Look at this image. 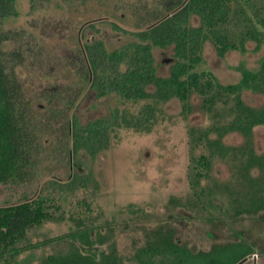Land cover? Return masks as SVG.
<instances>
[{
    "label": "rangeland",
    "instance_id": "374dc122",
    "mask_svg": "<svg viewBox=\"0 0 264 264\" xmlns=\"http://www.w3.org/2000/svg\"><path fill=\"white\" fill-rule=\"evenodd\" d=\"M130 3L133 0H34L33 7V0H17L18 15L0 18V31L20 34L21 42L12 39L6 50L26 56L22 63L13 65L44 144L33 176L0 186V208L50 194L55 204L53 218L30 229L18 246L44 239L52 243L12 260L7 254L0 264H60L67 257L74 258L72 264H76L75 255L86 257L83 264H110L114 259L118 264H141V258L148 264H207L208 253L218 250L215 255L219 258L226 247L242 239L257 251L244 264H264V126L256 128L249 138L227 134L224 145L230 151L225 155L213 153L205 138H200L209 128L232 120L227 110L234 106L233 97L226 103L219 99L214 110L207 112L203 96L195 93L187 118L180 101L164 104L150 132L121 129L110 148L96 158L80 153L74 159L66 151L67 138L57 131L56 120L51 121L47 97L61 102L69 97L70 90H80L78 46H84L86 40L97 37L110 43V49L134 40L137 30ZM232 6L226 30L235 43L240 44L249 30L264 35L260 25L264 0H240ZM191 23L197 26L199 19L194 17ZM246 48V52L237 49L220 58L208 41L200 69L213 72L224 85L238 83L239 66L257 72L264 64V42L258 49L250 40ZM154 57L157 74L168 76L172 63L165 60L174 58L173 47L154 49ZM243 97L252 107H264V93L247 91ZM145 104L124 102L114 94L98 98L86 86L70 116L86 124L108 117L115 108L138 113ZM190 129H194L193 134ZM211 137L217 140L218 134ZM59 139L64 143L59 144ZM202 155L210 158L211 168L208 176L194 184L193 156L198 160ZM89 173L98 182V189L91 185L72 194L53 193L52 181L65 186L69 175ZM80 221L90 228L91 246L77 232L72 235ZM157 232L174 233V241L184 252L142 254Z\"/></svg>",
    "mask_w": 264,
    "mask_h": 264
},
{
    "label": "trees",
    "instance_id": "16d2710c",
    "mask_svg": "<svg viewBox=\"0 0 264 264\" xmlns=\"http://www.w3.org/2000/svg\"><path fill=\"white\" fill-rule=\"evenodd\" d=\"M146 1L133 0V3H130L129 9L133 14L134 28L137 30L133 34L132 42L115 49H110L103 40L87 41L84 46L79 45L80 72L77 85L80 84V90H70L69 97L61 102L47 95V110L53 114L51 121L56 120L57 131L64 135V138L66 136L65 149L74 159L80 153L96 158L110 148L113 137H117V132L121 129L150 132L157 123L162 106L171 101H180L183 115L187 118L192 111L190 98L195 93L203 96V107L207 112H212L221 98L224 103L229 97L234 100V106L227 110V113L232 115V120L223 126L215 125L209 128L203 132L204 137L203 134L200 137L205 138L215 154L225 155L230 151V148L224 145V137L227 134L240 133L249 138L256 128L264 126V107H252L243 97L247 91L254 94L264 93V64L257 72L239 66L237 70L241 74V80L229 85L222 84L213 72L200 69L204 61L203 48L208 41L214 44L220 58L237 49L246 52V42L250 40L257 43L258 49L263 44L262 31L249 30L240 44H237L226 30L234 10L232 5L239 4L240 0H183L180 8L169 10L168 13L153 9L155 17H147V14L143 13L150 4H155L150 2L151 0ZM16 2L17 0H0V18L17 16ZM139 7H142V10H139ZM194 17L199 19L197 26L191 23ZM260 25L264 28V18L261 19ZM114 27L119 29L118 26ZM19 36V32L0 31V186L14 181H25L33 176L44 145L39 140L38 133L41 128L38 126V120L30 114L31 106L28 101L25 102L20 77L14 67L22 63L26 56L20 51L6 50L7 42L12 39L21 42ZM170 47L174 50L170 74L159 76L154 49ZM86 86L98 98L114 94L124 102L146 101V104L138 113L115 108L106 118H96L82 124L76 116L70 115ZM190 132L193 134L194 129H190ZM214 133L218 134L217 140L211 137ZM62 143L64 140L59 139V144ZM193 162H196L193 180L196 184L200 178L208 176L211 161L208 156L202 155L198 160L193 156ZM68 179L70 181L65 186L52 181L53 193L72 194L91 185L98 189V182L91 173L69 175ZM53 202L52 194L41 195L33 200L26 199L22 203L0 208V260L6 259L7 254L12 260L20 253L52 243V240L44 239L18 246L27 239L30 229L53 218ZM89 230L90 228H86L80 221L72 235L77 232L76 235L86 245L91 246V238L87 233ZM158 233L162 237L158 236L154 241H150L147 247L142 249V254L169 251L179 255L184 252L174 241L172 232L165 235ZM244 242L242 239L226 247L223 256L221 252L219 258L215 255L218 250L208 253L207 264H244L249 257L257 254L254 247H249ZM75 256L78 257L76 264L84 263L85 256ZM179 260L183 262L182 259ZM72 262L74 258L67 257L61 259L60 264ZM140 263L148 264L143 258ZM110 264L118 263L114 259Z\"/></svg>",
    "mask_w": 264,
    "mask_h": 264
},
{
    "label": "flooded vegetation",
    "instance_id": "af4514ba",
    "mask_svg": "<svg viewBox=\"0 0 264 264\" xmlns=\"http://www.w3.org/2000/svg\"><path fill=\"white\" fill-rule=\"evenodd\" d=\"M146 1V0H145ZM147 2V1H146ZM152 2H155V1H152ZM183 0H158L155 4H150V6H148L151 10L150 11H147V12H144V14H147V17H150L152 15H156V13L154 12L155 10L159 9L161 11H163V13H168L169 10H174V9H178L180 8L181 4H182ZM154 9V11H153ZM159 17V15H158ZM106 26H108L109 24L107 22H105ZM91 25H93V23L91 22ZM83 31V30H82ZM82 31L80 32V40H81V37H82ZM93 40H100L99 38L97 37H93ZM87 41H92V40H86ZM105 43L109 46L110 43L106 42ZM111 45V44H110ZM166 62H169V63H172L173 62V58H170V59H167L165 60ZM168 233H171V232H168ZM163 234V233H161ZM167 233H164L163 235H165ZM158 236H161L158 232L156 234H154V237L157 238ZM173 237H174V233H173Z\"/></svg>",
    "mask_w": 264,
    "mask_h": 264
},
{
    "label": "crops",
    "instance_id": "0c3cea01",
    "mask_svg": "<svg viewBox=\"0 0 264 264\" xmlns=\"http://www.w3.org/2000/svg\"><path fill=\"white\" fill-rule=\"evenodd\" d=\"M261 255H262V256H264V253H263V254H261ZM262 256H261V257H262ZM249 258H250V257H249ZM260 259H261V258H260ZM249 260H250V259H249ZM0 261H1V260H0Z\"/></svg>",
    "mask_w": 264,
    "mask_h": 264
}]
</instances>
